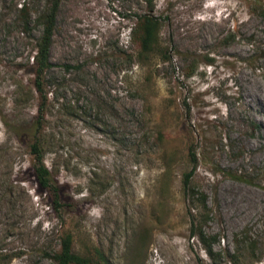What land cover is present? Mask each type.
Returning a JSON list of instances; mask_svg holds the SVG:
<instances>
[{
  "label": "rangeland",
  "instance_id": "1",
  "mask_svg": "<svg viewBox=\"0 0 264 264\" xmlns=\"http://www.w3.org/2000/svg\"><path fill=\"white\" fill-rule=\"evenodd\" d=\"M48 6L0 0V264H57L67 233L91 264H264V0H156L171 59L144 62L132 40L143 0H63L40 125ZM37 129L61 211L35 177ZM190 173L215 259L192 236Z\"/></svg>",
  "mask_w": 264,
  "mask_h": 264
},
{
  "label": "trees",
  "instance_id": "2",
  "mask_svg": "<svg viewBox=\"0 0 264 264\" xmlns=\"http://www.w3.org/2000/svg\"><path fill=\"white\" fill-rule=\"evenodd\" d=\"M147 6V12L138 16L136 28L132 32V40L139 46L138 58L144 62L149 60L151 55L156 52H160L164 60H170L165 51L160 48V31L162 23L160 19L155 16V1L156 0H143ZM63 0H49V6L41 19L43 26L42 36L40 37L37 45V52L33 57V66L35 67V85L34 92L38 94L41 99L40 102V116L38 124L41 125V121L44 119V112L47 104V94L45 92V78L47 73L53 68V64L50 60V49L52 46L53 38L57 29L58 14L61 8ZM22 16V24L25 31H29L31 22V10L28 6H23L20 10ZM196 69L193 67L188 70L187 77L194 76ZM38 134V135H37ZM41 130L37 129L35 134V141L31 145V154L34 157L35 165V177L39 186L51 194L54 197V204L58 211H61L63 204L60 198V189L51 178V173L45 165L44 160V146L41 138L39 137ZM190 162L196 167L197 165V152L191 148ZM191 173L187 174L184 179V189L186 193L191 197L192 202L198 203L202 209V217L200 219V225L196 230H192V236L197 237L204 245L205 250L215 259L213 252V244L218 242L216 237H209L203 231V226L209 219L207 210V195L200 191H195L190 186ZM54 260L57 264H91V260L76 254L73 250V235L67 233L63 236L61 241V248L54 255ZM104 263H108L103 255H101Z\"/></svg>",
  "mask_w": 264,
  "mask_h": 264
},
{
  "label": "clouds",
  "instance_id": "3",
  "mask_svg": "<svg viewBox=\"0 0 264 264\" xmlns=\"http://www.w3.org/2000/svg\"><path fill=\"white\" fill-rule=\"evenodd\" d=\"M102 214V210L99 208H94L91 212V215L95 216V217H99Z\"/></svg>",
  "mask_w": 264,
  "mask_h": 264
}]
</instances>
